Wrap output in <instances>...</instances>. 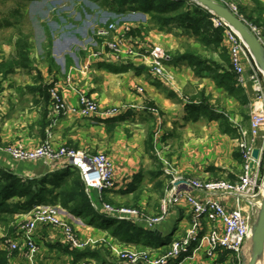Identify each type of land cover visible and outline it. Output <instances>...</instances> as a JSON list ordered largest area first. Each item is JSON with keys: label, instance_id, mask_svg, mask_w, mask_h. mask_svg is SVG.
<instances>
[{"label": "crops", "instance_id": "obj_1", "mask_svg": "<svg viewBox=\"0 0 264 264\" xmlns=\"http://www.w3.org/2000/svg\"><path fill=\"white\" fill-rule=\"evenodd\" d=\"M133 60L118 61L113 57H103L93 60L88 73H81L72 67L69 76L55 72L56 78L49 72L45 76L42 74L39 80L25 81V75L17 70L0 74V169L21 177L23 181L32 180L33 189H45L37 204L61 205L65 218L73 222L78 236L82 240L95 239L92 246L73 248L66 243L59 228L39 224L35 231L39 245L35 261L31 263L25 257L23 246L15 250L9 259L10 264H129L120 260L114 249L137 246L162 255L170 249L172 241L183 238L191 226L193 212L186 199L174 204L160 223L150 225L129 220L154 235L145 237L141 244L128 241L133 238V230L124 240L112 233L118 220L101 211L102 202L112 203L143 192L138 205L152 206L153 198L144 195V192L152 191L159 195L152 210H160V201L171 186L170 176L161 162L163 159L173 161L183 176L216 180L224 174L230 175V180L234 181L241 174L243 167L236 139L238 128L222 116L213 117L220 114L214 108L213 97L221 94V101L225 104L220 108L230 111V103L237 98L234 103L238 110L236 114L242 124H250V116L248 121L244 120L248 90L236 83L230 67L229 70L214 63L209 64L211 68L207 67L209 65L199 67L191 60L179 59L175 54L167 63V68L174 72L176 81L167 82ZM50 83L58 86L67 102L73 105L78 104V95L73 89L77 87L97 98L103 106L125 102L127 107L112 115L55 116L51 98H47L41 87ZM136 85L144 88L143 94L137 91ZM186 97L194 99V102L187 101ZM205 99L211 110L195 107ZM149 107L158 111H151ZM150 122L160 128L152 138L148 135L152 127ZM48 137L55 147L106 150L115 164V186L105 190L101 196L97 191L86 189L91 198V208L79 209L76 202L65 204L59 196L61 187L72 183L78 176L76 168L65 165L63 160L19 161L6 151L8 146L18 143L33 148ZM154 143L161 149L160 156L151 149ZM92 191L96 197H92ZM191 192L202 195L196 189ZM216 197L228 208L232 207V199L220 195ZM100 216H107L111 222L100 225L97 222ZM6 237L9 236L0 235V250L5 251L2 239ZM206 256L205 250L201 249L173 260L172 264H202L208 260Z\"/></svg>", "mask_w": 264, "mask_h": 264}, {"label": "built area", "instance_id": "obj_2", "mask_svg": "<svg viewBox=\"0 0 264 264\" xmlns=\"http://www.w3.org/2000/svg\"><path fill=\"white\" fill-rule=\"evenodd\" d=\"M213 14V13H212ZM215 16V26L225 27L226 38L230 43L231 66L235 73L237 84L246 83V65L248 58L252 55L251 50L242 36L224 19ZM119 23L111 22L106 26L95 28L94 33L99 38L108 39L110 33L117 30ZM128 26H123L127 28ZM257 37L264 45L258 34ZM141 44H138L125 34L115 35L110 42L106 40L102 50L91 54L78 68L81 73L92 66L94 59L105 55L106 58H115L116 54H135L141 51ZM152 59L153 71L161 79L172 78L167 63L171 56L159 46L147 50ZM252 57V56H251ZM256 99L251 105L250 124L248 128L239 130V148L242 153V173L237 180H181L176 175L174 168L166 169L170 176V188L161 200V211L155 217L143 215L134 208L116 207L113 204L104 202L101 211L117 220H139L153 225L163 221L170 208L181 199H186L193 212L192 223L183 238L173 240L170 249L157 257H152L151 252H136L126 250L119 252L120 258L129 264H172L173 260L190 252L204 249L207 256H214L219 251H227L240 255L250 245L252 227L258 213L261 199H258V187L261 178V165L264 156V73L256 65L253 74L250 75ZM78 95V104L73 105L67 102L58 86L51 88L52 111L55 116L92 117L101 114L98 102L86 92L73 87ZM107 115L115 114L114 110L107 111ZM259 149V156L255 158L253 151ZM6 151L16 160H63L64 164L76 168L88 191L94 190L101 194L105 190L115 186L114 162L106 153L92 154L88 151L78 150L67 146L55 148L50 137L39 145L29 148L18 143L10 145ZM202 193L197 196L192 190ZM189 190V191H188ZM216 195L232 199V207L228 208ZM65 210L59 204L39 203L31 210V216L23 222L17 231L16 237L4 239L5 250L15 251L20 249L21 242L26 246L25 255L33 263L39 252V245L35 240V231L39 224L50 225L59 228L66 243L73 248H83L90 239L84 242L77 234L72 223L65 218ZM195 246L194 248H192ZM86 264V263H82Z\"/></svg>", "mask_w": 264, "mask_h": 264}, {"label": "rangeland", "instance_id": "obj_3", "mask_svg": "<svg viewBox=\"0 0 264 264\" xmlns=\"http://www.w3.org/2000/svg\"><path fill=\"white\" fill-rule=\"evenodd\" d=\"M9 0L0 2V16L9 15L10 10L15 8H20L22 13L24 14L22 18L21 28L23 31V35L26 37L27 43L31 44V48H28L30 51V59H29V67H15L16 72H21L25 75L24 79L27 80H39L43 74L45 76L47 73L52 76H56L57 73L67 74L69 76L70 70L73 67L78 70V68L83 64L86 58H88L91 54L98 53L99 50H102L106 40L108 42L112 41L115 35L125 34L126 38L141 44V51L135 54H116V57L119 60H127L134 59L133 62L138 65L146 66L154 75L152 59L145 52L147 50L151 51L153 47L159 46L166 53L171 56L175 54H180L185 51H193L197 52L200 56V59H204L206 62H214V64H218L219 66H223L224 68L229 69V65H231V50L230 43L226 38L225 27L222 34V40L212 41V42H202L200 41L199 36L194 35L192 32L187 31L184 27L172 24L170 27L162 29L158 22L153 20L152 14L134 9L132 7H127L125 10H120V6L116 4L114 0H108L105 3V0ZM192 1V0H191ZM220 4L227 6L233 12L237 13L239 17H241L245 23L248 25L250 29L262 40L264 43V0H215ZM190 2V0H189ZM194 2V1H192ZM191 3V2H190ZM191 6L192 3H191ZM125 8V7H124ZM253 13L254 20H249L245 14ZM213 25L215 28L220 26H215V16L213 15ZM111 22H118L119 25L117 30L110 33L108 39L99 38L94 33L95 28L99 26H106ZM123 26H128L127 28H123ZM19 27V26H18ZM18 28L9 27L0 30V61L6 60L9 62L14 56L17 57V49L15 45V40L18 36ZM50 44V46H49ZM185 48V50H184ZM215 48V49H214ZM179 50V51H177ZM183 52H181V51ZM108 54V51L106 50ZM50 53V56L48 55ZM252 53V52H251ZM105 55L99 56V58L105 57ZM108 56V55H106ZM252 56V57H251ZM247 62L249 69H246V83H244L243 88L247 89V106L244 107L245 116L244 120L248 121L247 118L251 114V105L256 99V94L253 89V83L251 79V74H253V68L257 66L260 67V64L255 59L252 54ZM170 62V61H169ZM93 64V62H92ZM261 68V67H260ZM92 69V66L86 70L84 73H88ZM232 70V66H231ZM262 70V68H261ZM171 71V70H170ZM233 71V70H232ZM264 73V71L262 70ZM172 78L167 82H175L176 75L173 71L170 72ZM88 75V74H87ZM29 76V77H27ZM249 76V77H247ZM57 78V76H56ZM70 81L69 79L67 80ZM237 83V82H236ZM54 84V83H53ZM240 85V84H238ZM54 86H56L54 84ZM77 86V85H75ZM77 88V87H76ZM81 88V87H80ZM135 88L141 94L144 93V88L140 85H136ZM82 90V88L80 89ZM84 92V90H82ZM221 93V92H219ZM217 94V93H216ZM214 94V95H216ZM221 94H217V97H213V105L215 110H217L223 117L228 120V122L238 128V131L243 128H248L247 123H241L238 118L237 107L234 105L235 98L233 103H230L231 110L228 111L224 108H220L223 106L225 102L221 101ZM218 100H217V99ZM100 107L101 114L106 113L107 111L114 110V113H118L119 111L125 109L127 107V103L121 102L118 105L103 106L102 103L94 98ZM191 99V98H190ZM189 97H186L187 101L191 103L194 102V99L190 100ZM217 100V101H215ZM151 111L157 112L158 109L154 107H149ZM241 110V107L239 108ZM238 115V116H237ZM250 121V118H249ZM150 130H149V138H152L155 134L160 131L159 126L155 125V123L150 122ZM154 131V132H153ZM240 132V131H239ZM239 137L237 136V146L238 153L241 156V165H242V153L239 148ZM52 143V141H51ZM149 144V143H148ZM147 144V145H148ZM155 144V143H154ZM54 146V144L52 143ZM55 147V146H54ZM62 147V146H59ZM55 147V148H59ZM73 148L71 146H67ZM78 150L88 151L92 154L95 153H106V150H97L92 151L88 149L75 148ZM151 149L154 150V153L157 156H160L161 149L155 144L154 147L151 146ZM108 155V154H107ZM163 168L170 169L174 168L176 171V175L181 180L190 179V180H204L199 179L194 176H183L179 173L176 165L173 164V161L169 159H163L162 161ZM115 166V164H114ZM243 167V166H242ZM242 171V170H241ZM261 178L259 181L258 191V199H261L263 196V185H264V156L262 159L261 165ZM242 173V172H241ZM166 178V179H165ZM165 180L168 181L169 178L165 176ZM216 178H224L229 179L232 178L229 176H225L224 174L220 177ZM163 179V180H164ZM170 180V179H169ZM165 181V184L167 183ZM205 181V180H204ZM171 185V184H170ZM157 193L158 192V188ZM142 193L136 194L134 199L131 196H127L119 201L112 202L116 207H126V208H134L139 210L143 215L149 217L157 216L161 211H156L155 209V198L157 199L159 195H156V192L147 191L144 192V195L148 197H152L151 200L152 206H141L138 205L139 200L142 199ZM96 197L94 191H92V197ZM106 202V201H105ZM150 202V201H149ZM161 202V201H160ZM109 203V202H107ZM103 204V202H102ZM32 210V209H31ZM31 210L27 212H18L14 215L13 218L9 219L7 223H3L0 221V235L3 234L5 236H14L16 237L18 227L31 216ZM152 210V211H151ZM151 211V212H150ZM152 213V214H151ZM111 222L110 218L107 216H100L97 218V222L106 223ZM71 222V221H70ZM73 227L74 224L71 222ZM75 228V227H74ZM92 239V238H91ZM90 239V243H88V238L83 240L84 242L88 241L83 248H87L88 246H92L94 243L93 239ZM36 240V239H35ZM95 240V239H94ZM103 240V239H102ZM4 242V239H2ZM24 246L26 252L25 244L21 242V248ZM4 249V246H2ZM249 248V249H248ZM116 254L119 256V252L126 250H133L136 252H151L152 257H157L150 249L137 246L135 248H121L114 249ZM251 250V245L245 248V253L249 254ZM6 251V250H5ZM249 251V252H248ZM8 253V258L10 259L15 251H6ZM26 257V255H25ZM208 260H205L202 264H242L243 255L233 254L227 251H219L214 256H206ZM27 258V257H26ZM120 260H122L120 258ZM263 260H261L262 262ZM87 264V263H86ZM264 264V261H263Z\"/></svg>", "mask_w": 264, "mask_h": 264}, {"label": "trees", "instance_id": "obj_4", "mask_svg": "<svg viewBox=\"0 0 264 264\" xmlns=\"http://www.w3.org/2000/svg\"><path fill=\"white\" fill-rule=\"evenodd\" d=\"M6 2L9 0H0V2ZM28 1V0H27ZM104 1V0H103ZM102 1V2H103ZM108 0H105L107 3ZM119 5L120 10H125L127 7H132L147 13L152 14L153 20L159 23L160 28L165 29L172 24L182 26L187 31L192 32L194 35L199 36L200 41L212 42L221 41L224 31L223 27L215 28L213 25V14L208 9L197 4L196 2H190L189 0H114ZM125 7V8H124ZM24 14L20 8L10 10L9 15L0 16V30L14 27L18 28V36L15 40L17 49V57H13L9 62L6 60L0 61V74H8L15 70V67H29L31 44L27 43L26 37L23 35L21 28L22 18ZM249 20H254L253 13L245 14ZM19 26V27H18ZM50 46V44H49ZM215 49V48H214ZM50 56V53H48ZM179 59H188L197 64L199 67H206L211 61L206 62L204 59H200L197 52L185 51L184 53L177 54ZM212 65L207 66L211 68ZM231 69V65H229ZM229 69V70H230ZM232 71V70H230ZM235 75V73L232 71ZM232 74V75H233ZM47 93V98H51V88L54 87L53 83L44 84L41 86ZM196 108L209 111L212 109L209 102L205 99L195 106ZM223 117L221 114H214L213 117ZM71 167V166H70ZM70 169V168H69ZM76 170V169H75ZM78 176L70 184H65L59 191L61 200L66 202L74 201L79 209L91 208L90 195L86 191L85 184L80 177V173L76 170ZM32 180L23 181V179L13 173L6 172L0 169V221L7 223L9 219L13 218L18 212H27L31 210L37 201H40V195L45 192V189H33ZM60 187V186H59ZM38 198V199H37ZM36 203V204H35ZM128 220H118L116 225L112 229V233L124 238L129 236V233L133 230V238H129L128 241L141 244L145 237L154 236L150 231H144L136 224L130 223ZM109 226V225H108ZM0 264H10L8 253L4 250H0Z\"/></svg>", "mask_w": 264, "mask_h": 264}, {"label": "water", "instance_id": "obj_5", "mask_svg": "<svg viewBox=\"0 0 264 264\" xmlns=\"http://www.w3.org/2000/svg\"><path fill=\"white\" fill-rule=\"evenodd\" d=\"M192 1L203 6L216 16L229 23L245 40L255 59L258 61L260 67L264 71V45L261 43L257 35L252 31V29L248 27L245 21L239 17V15H237V13L233 12L227 6L220 4L215 0ZM253 156L258 158V148L254 149ZM250 245L251 250L249 254L245 253V249L242 252V264H259V260L264 261V194L261 198L258 213L253 223Z\"/></svg>", "mask_w": 264, "mask_h": 264}, {"label": "bare ground", "instance_id": "obj_6", "mask_svg": "<svg viewBox=\"0 0 264 264\" xmlns=\"http://www.w3.org/2000/svg\"><path fill=\"white\" fill-rule=\"evenodd\" d=\"M263 194H264V187H263ZM259 264H263V261L261 262V260H259Z\"/></svg>", "mask_w": 264, "mask_h": 264}]
</instances>
